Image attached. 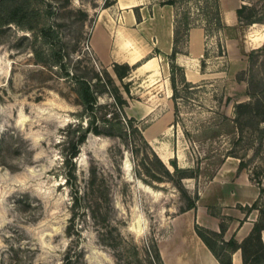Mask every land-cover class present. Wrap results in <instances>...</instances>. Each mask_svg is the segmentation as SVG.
I'll return each mask as SVG.
<instances>
[{"label":"rangeland","instance_id":"obj_1","mask_svg":"<svg viewBox=\"0 0 264 264\" xmlns=\"http://www.w3.org/2000/svg\"><path fill=\"white\" fill-rule=\"evenodd\" d=\"M22 1L26 14L0 19V264H187L176 228L188 226L184 215L193 224L207 211L237 224L201 188L220 173L234 178L240 165L264 183V141L256 126L234 121L236 103L264 99V0H243L234 28L209 25L203 0L176 3V16L188 11L207 35V78L184 88L177 70L176 100L171 74L169 87L149 92L145 70L120 78L94 55L92 28L116 0ZM232 37L241 48L233 63ZM53 51L66 69L53 65ZM77 78L93 84L94 110L82 104ZM88 126L111 134L90 130L69 158ZM171 161L194 177L181 178ZM190 201L197 208L184 212Z\"/></svg>","mask_w":264,"mask_h":264},{"label":"crops","instance_id":"obj_2","mask_svg":"<svg viewBox=\"0 0 264 264\" xmlns=\"http://www.w3.org/2000/svg\"><path fill=\"white\" fill-rule=\"evenodd\" d=\"M164 1L166 0H116L99 12L89 38V46L94 55L108 69L114 63H128L132 66L133 72L137 73L140 71L139 68L145 70L148 62L152 64V68L143 71L147 76L146 85L143 86H146L149 92L161 85L169 87L170 55L175 46L176 8ZM243 4V0H220L222 18L226 26L229 28L240 26L242 22L238 10ZM260 33L263 35L258 44L264 41V31ZM206 37L204 28H191L184 49L176 55L175 62L184 69L188 82L198 83L207 78V74L201 70L206 54ZM250 37V43H254L252 35ZM225 46L228 58L233 63L240 54L239 40L234 37L227 38ZM135 50L139 52L137 64L130 61V55ZM156 70L160 73L158 74ZM200 193L202 195L216 193L215 201L210 204L221 206L222 214L230 216L231 223H237L235 226L229 224L222 232L220 219L209 215L207 208L205 209L206 220H198L197 223L215 234H221L220 240H211L214 250L221 255L229 254L232 264H245L241 248L232 247L226 243L234 239L236 244H242L252 231L255 222L258 221L260 216L258 209L249 212L246 210L248 205H252L258 199L259 187L244 174L230 178L228 174L220 173L201 188ZM183 217L187 220L188 226L181 228L180 220H178L176 228L178 227L182 246L187 252V264H197L201 257H204L208 264H220L212 250L197 234L194 227L195 220L192 224L190 215L186 214ZM262 234L264 242V230Z\"/></svg>","mask_w":264,"mask_h":264},{"label":"trees","instance_id":"obj_3","mask_svg":"<svg viewBox=\"0 0 264 264\" xmlns=\"http://www.w3.org/2000/svg\"><path fill=\"white\" fill-rule=\"evenodd\" d=\"M193 0H166L164 3L171 4L176 6V3H189ZM198 2H201V0H197ZM205 2L203 8V12L206 15V20L209 25H215L218 28L221 27H228L223 21L222 18V11L220 8V0H203ZM27 13V6L25 5V1L22 0H0V19L4 21L7 17L14 16L15 14H26ZM6 14V17H5ZM238 15L241 18V8L238 10ZM14 18V17H13ZM9 19L10 21H16V19ZM261 22L260 20L253 21V23ZM186 26V27H185ZM195 25H192L189 22V15L188 11H184V13L180 16H176L175 19V29H174V36H175V46L173 53L170 55L171 63H170V72H171V82L173 87V99L176 100L179 97V84L176 76V71L180 70L182 74V78L180 81H182V86L190 87L192 86L191 82H188L184 75V69L180 67L176 62L175 58L176 55L180 52L179 49V43L180 41L184 40V37L188 35L189 30L194 27ZM182 27H184L185 33H180ZM42 34L45 35L46 30L41 31ZM36 55L38 56V59L42 62L43 59L39 57V52L37 50L35 51ZM52 57H54L53 65L58 66V64L61 65V68H65V64L61 63L62 58L58 60V51H53L50 54ZM115 72L118 75V77L123 78L129 74V72L132 69V66L128 63H114ZM77 93L82 101V104L85 106L87 110H94L96 107L97 102V93L96 90L93 88V84L86 79L83 78H77ZM264 93V88L261 91ZM235 118L234 121L240 126V127H255V130L258 132V135L261 140L264 141V99L260 98V96L255 99L254 101L250 102H239L235 105ZM108 120V119H106ZM93 131L96 134H107L110 135L111 133H104L100 131L97 127H90L81 130V133L78 137L77 142L73 141L72 144V152L70 154L69 158H73L78 154L79 151V144L86 140L88 136L89 131ZM67 162H69V159H67ZM172 166L174 167V172H182L184 175L181 178L184 177H194L193 175H187L186 172H188V169H184L179 167L178 163L176 161H171ZM241 165L238 167V174L241 173ZM255 184L260 189V195L258 199L254 201L252 205L247 206V212L258 209L260 211V216L258 221L255 222L254 227L250 234L244 239L242 244L238 245L236 244L234 239H231L226 244L232 247H239L242 250L243 254V261L245 264H252L250 260V255H248V251L253 249V255H255V262L256 264H264V253H260V251L263 249L264 251V242L261 236L262 231L264 230V203H262V199L264 198V183L262 180H255ZM197 208V202L196 201H190L187 209L184 212L191 211L193 209ZM226 229L225 226L221 225V230L224 232ZM195 230L197 234L202 238V240L207 244V246L212 250L216 258L219 260L220 264H232V258L229 254L225 253L224 255H221L217 253L211 243V239L209 238L208 234H212L215 236H220L221 234H215L214 232L208 230L207 228L199 225L198 223H195ZM198 236V237H199ZM199 237V238H200ZM257 241V243H256ZM256 248V249H255Z\"/></svg>","mask_w":264,"mask_h":264},{"label":"bare ground","instance_id":"obj_4","mask_svg":"<svg viewBox=\"0 0 264 264\" xmlns=\"http://www.w3.org/2000/svg\"><path fill=\"white\" fill-rule=\"evenodd\" d=\"M149 60V59H148ZM149 63V62H148ZM146 64V66H145V70H147V69H149V68H152L153 66H152V64ZM193 245V244H192ZM197 248V247H196ZM200 248V247H199ZM198 262V261H197ZM196 262V263H197ZM199 263H201V264H208V263H206V261H205V259H204V257H201V260H200V262ZM198 264V263H197Z\"/></svg>","mask_w":264,"mask_h":264}]
</instances>
